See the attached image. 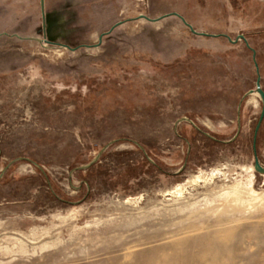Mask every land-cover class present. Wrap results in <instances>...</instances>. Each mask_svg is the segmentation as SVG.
<instances>
[{
	"label": "rangeland",
	"instance_id": "rangeland-1",
	"mask_svg": "<svg viewBox=\"0 0 264 264\" xmlns=\"http://www.w3.org/2000/svg\"><path fill=\"white\" fill-rule=\"evenodd\" d=\"M263 91L264 0H0V264H264Z\"/></svg>",
	"mask_w": 264,
	"mask_h": 264
},
{
	"label": "water",
	"instance_id": "water-1",
	"mask_svg": "<svg viewBox=\"0 0 264 264\" xmlns=\"http://www.w3.org/2000/svg\"><path fill=\"white\" fill-rule=\"evenodd\" d=\"M258 84H259V83H258ZM261 96H262V98H263V102H264V91L261 92ZM263 118H264V109H263V112H262L261 115H260V120H259V123H258L257 128H256V131H255L256 134H257V132H258V130H259V127H260V124H261V121L263 120ZM254 149H255V147H254Z\"/></svg>",
	"mask_w": 264,
	"mask_h": 264
},
{
	"label": "trees",
	"instance_id": "trees-1",
	"mask_svg": "<svg viewBox=\"0 0 264 264\" xmlns=\"http://www.w3.org/2000/svg\"><path fill=\"white\" fill-rule=\"evenodd\" d=\"M259 120H260V117H259ZM259 120H258V123H259ZM263 121H264V118H263V120L261 121L260 127H261ZM258 123H257V125H258ZM260 127H259V129H260ZM256 128H257V126H256ZM255 131H256V129H255ZM258 131H259V130H258ZM257 133H258V132H257ZM256 136H257V134L255 133V137H256ZM254 147H255V154L257 155V152H256V138L254 139Z\"/></svg>",
	"mask_w": 264,
	"mask_h": 264
}]
</instances>
